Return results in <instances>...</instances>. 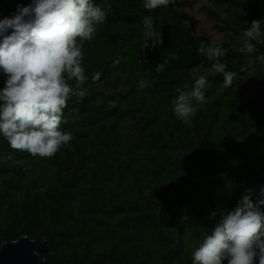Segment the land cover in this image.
Masks as SVG:
<instances>
[{
  "label": "trees",
  "instance_id": "1",
  "mask_svg": "<svg viewBox=\"0 0 264 264\" xmlns=\"http://www.w3.org/2000/svg\"><path fill=\"white\" fill-rule=\"evenodd\" d=\"M216 1L234 7L239 22L247 24L254 19L255 2L264 4V0ZM18 3L30 0H0V19L10 17ZM93 3L106 10L110 6V11L95 38L83 46L87 79L81 87L90 95L82 101L73 96L63 112L61 128L73 135L70 147L52 158H40L13 150L0 136V243L21 235L43 236L42 264H191L184 239L200 244L246 190H252L255 202L264 188V98L251 104L232 88L243 79L245 57L264 51V45L252 41L256 51L249 54L226 41L217 44L226 50L219 62L236 76L232 86H224L217 95L223 75L206 76L210 85L204 89L206 103L188 126L175 117L173 100L177 89L191 91L198 77L192 75L194 69L212 67L214 61L198 52L201 41L211 42L185 26L177 3L151 12L142 7L143 0ZM204 9L222 30L223 18L209 6ZM145 16L153 18L163 44L141 52ZM158 63H165L164 71L154 70ZM97 72L100 79L93 81ZM4 79L0 74V88ZM140 79L154 83L140 90ZM68 83L75 87L74 80ZM166 106L169 110L161 114ZM125 118L142 124L135 137L121 131ZM218 121L223 133L214 136ZM237 137H242V147ZM139 149L154 180L179 177L187 184L175 187L176 200L166 207L145 195L141 185L128 196L103 190L121 184L132 167L143 166ZM46 160L56 172L53 183L40 191L34 176ZM136 174L141 175L140 170ZM208 175L212 177L204 180ZM24 185V196L16 199ZM223 186L229 193L226 204L220 197ZM207 210L209 221L203 226ZM213 212L216 215L210 218Z\"/></svg>",
  "mask_w": 264,
  "mask_h": 264
},
{
  "label": "clouds",
  "instance_id": "2",
  "mask_svg": "<svg viewBox=\"0 0 264 264\" xmlns=\"http://www.w3.org/2000/svg\"><path fill=\"white\" fill-rule=\"evenodd\" d=\"M176 3L143 0L142 7L151 12ZM109 11L110 6L106 10L93 0H30L26 5L18 3L10 17L0 19V74L5 77L0 88V136L13 150L52 158L70 147L73 135L61 128L63 112L73 96L82 101L90 95L88 88L81 87L87 79L83 46L95 38ZM262 25L264 20H253L244 30L240 52H255L252 41L264 43ZM143 28L141 52L163 44L151 16L143 18ZM198 52L214 61L212 69L223 75L224 86H232L236 73L226 71V65L219 62L226 50L201 41ZM118 63V59L114 61ZM165 63H158L154 70L164 71ZM100 75L95 73L93 81ZM73 80L75 87L68 83ZM153 83L140 79L138 87L144 90ZM209 86L207 77L200 75L191 91L177 89L173 111L179 121L191 126V119L206 103L204 89ZM184 88H188L187 83ZM251 193V189L246 190L234 209L221 214L192 252L191 264H264V188L255 202ZM215 215L213 212L210 218Z\"/></svg>",
  "mask_w": 264,
  "mask_h": 264
},
{
  "label": "rangeland",
  "instance_id": "3",
  "mask_svg": "<svg viewBox=\"0 0 264 264\" xmlns=\"http://www.w3.org/2000/svg\"><path fill=\"white\" fill-rule=\"evenodd\" d=\"M209 6L214 11H216L224 20L221 24L223 29L218 30L216 28V22L212 18H208L205 12L204 7ZM176 10L183 14L184 16V24L188 27L191 32L199 39L206 38L211 44H220L223 41H226L234 48H239L242 46L241 38L243 36V32L246 28L250 27V24L246 22L240 23L239 20L235 16L236 9L229 5L228 3H218L216 0H177ZM255 15L253 20H264V4L255 2ZM239 12L244 13L243 11ZM246 17L245 15H241ZM262 30H264V25H262ZM256 42V41H253ZM257 43V42H256ZM259 45H264V43H257ZM244 75L242 81L238 85H233V92L235 94H239L244 97L245 100L250 101L251 104L255 102H260L264 98V51L258 50L255 52L253 57H245L244 62ZM211 73H214L212 67H198L192 71L193 76L204 75L207 76ZM224 85L218 88V90L214 93L215 95L219 94L223 91ZM150 102L151 99H149ZM154 102V101H153ZM235 104H238L235 102ZM170 106H166L162 109L161 114L164 111L169 110ZM224 108V107H223ZM236 109V108H235ZM244 111H247L246 107L243 108ZM227 110L225 109V112ZM239 111L236 109V112ZM165 117V115H164ZM141 123H132L128 118H125L121 131L123 134H127L129 136L135 137L138 134V131L141 127ZM221 126L222 122H217V128L215 130L214 136L221 134ZM231 133V131H229ZM236 143L242 147L244 141L242 137L235 138ZM221 149L218 148V152ZM143 149H139V157ZM141 158V157H140ZM140 163L143 164L142 167L135 166L130 169L128 174L124 176L123 182L121 184H111L108 187L103 186V190L105 194L110 191L119 192L121 195L128 196L130 194H134L137 187L140 185L144 187V194L149 196L154 201H159L163 203V207H166L168 204L173 203L176 200L175 194L178 191L175 187H181L182 185L187 187L186 183L179 177H165L162 180L156 181L153 179L150 171L145 167L148 164V160L145 157L140 159ZM140 170L141 175L136 174V172ZM56 172L55 167L49 164V161L43 164L41 170L35 172L34 178L36 179V187L40 191H44L47 185L52 184L51 177ZM212 176L204 178L210 179ZM192 178V176H191ZM192 180H196L192 178ZM135 182V184H133ZM26 185L22 188L18 193L16 199L19 197L22 198L24 196V192L26 190ZM221 200L227 203V199L229 198L228 188L225 189L224 186L220 192ZM77 205V201H75ZM184 206L189 205L184 203ZM180 213L176 212L175 217L179 218ZM209 211L207 210V214L202 221L203 226H207ZM199 242H201L199 240ZM194 241L189 240L187 238L184 239V244L188 245V251L190 254L194 251V249L199 245L196 244L194 246Z\"/></svg>",
  "mask_w": 264,
  "mask_h": 264
},
{
  "label": "water",
  "instance_id": "4",
  "mask_svg": "<svg viewBox=\"0 0 264 264\" xmlns=\"http://www.w3.org/2000/svg\"><path fill=\"white\" fill-rule=\"evenodd\" d=\"M43 236L21 235L0 243V264H42Z\"/></svg>",
  "mask_w": 264,
  "mask_h": 264
}]
</instances>
